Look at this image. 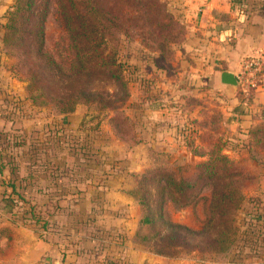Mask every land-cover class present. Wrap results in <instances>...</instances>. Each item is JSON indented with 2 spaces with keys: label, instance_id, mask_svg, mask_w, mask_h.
<instances>
[{
  "label": "rangeland",
  "instance_id": "1",
  "mask_svg": "<svg viewBox=\"0 0 264 264\" xmlns=\"http://www.w3.org/2000/svg\"><path fill=\"white\" fill-rule=\"evenodd\" d=\"M167 2L181 21L172 4ZM13 4L14 0H0V213L5 212L3 215L9 214L15 222L26 223L33 231L40 228L38 225L44 217L43 220L48 219L47 227L51 226L48 221L59 223L66 217L71 227L75 225L74 220L85 217L96 220L99 212L106 208L103 204L106 199L103 194L97 196L99 194L93 192L97 189L103 193L105 187L129 189L134 184L133 173L153 164L151 150L159 152L160 165L173 167L174 164L190 173L197 159L190 152L189 142L198 143L200 136L205 139L204 143L214 137L218 142H227L226 114L223 117L219 99L214 91L200 88L198 78L203 72L184 64V60L204 62L197 59V52L184 48L186 33L171 45L172 59L168 61L162 59L161 51L152 50L137 38L119 36L116 44L109 43L108 49L113 48L117 53L126 88L120 92L113 88L110 80L95 84L105 89L97 95L102 104L80 102L74 111L64 114L52 103L33 100L24 75L12 69L15 58L2 41ZM53 7L51 4L45 20V46L59 51L63 35ZM184 25L186 29V23ZM216 110L221 115L215 116L216 132L212 137V132L201 123L215 115L212 113ZM153 124L160 127L156 129L158 132L153 133ZM152 136L161 138L156 146L151 145ZM162 140L164 144L160 143ZM257 180L261 183L256 184L253 179L245 182L243 177L238 180L243 193L248 189L234 215V243L230 255L218 254L216 262L228 263L232 259L242 264L250 261L264 264V239L260 240L264 234L253 225L264 220V210L260 209L264 205V177ZM214 182L216 189L222 187L223 181L214 179ZM77 187L83 189L80 196L65 195L60 200L63 207L53 216L52 205L46 206V200L54 194L61 197L67 190L76 191ZM168 211L175 221L191 225L198 224L204 213L201 206L195 210L169 207ZM136 229L134 243L149 250L140 239L147 234L146 227L140 225ZM256 238L258 241L253 243ZM86 243L87 246L93 244ZM105 244L96 243L95 256L111 255L108 251L119 252ZM135 253L130 260H126L125 255L118 256V260H123L124 264L140 261V264H151L148 257L143 258L141 254L137 258Z\"/></svg>",
  "mask_w": 264,
  "mask_h": 264
},
{
  "label": "trees",
  "instance_id": "2",
  "mask_svg": "<svg viewBox=\"0 0 264 264\" xmlns=\"http://www.w3.org/2000/svg\"><path fill=\"white\" fill-rule=\"evenodd\" d=\"M51 4L63 35L59 51H51L45 46V20ZM4 27V47L15 58L12 69L24 75L31 98L52 103L64 114L74 111L80 102L102 104L97 95L105 89L96 87L97 83L110 80L113 88L120 92L125 90L117 53L113 48L108 49L109 43L116 44L119 36L145 42L152 50L161 51L162 59L168 61L172 59L171 45L186 33L184 23L174 15L167 0H14ZM236 89L241 98L242 92L238 87ZM213 112L215 115L201 123L212 132V137L216 132L215 116L221 115L218 110ZM200 122L198 120L197 124ZM248 137L249 147L264 158V122L251 126ZM203 140L200 136L198 143L189 142L190 152L200 158L190 173L181 171L174 164L173 167L160 165L162 157L155 150H151V167L133 173L134 184L127 192L138 204L139 224L147 229V234L140 239L155 254L216 262V255L225 257L231 253L234 215L244 199L238 180L243 177L245 182L255 181V177L224 152L226 141L218 142L215 137L205 143ZM214 179L223 181L222 187L216 189ZM207 186L210 189L206 190ZM82 192L83 189L77 187L76 191L63 192L61 197L54 194L50 198L52 204L48 199L46 206L52 205L53 216L57 215L58 209L63 207L60 200L65 195L78 198ZM6 201L11 203L9 199ZM10 206L12 208V203ZM200 206L204 213L196 225L175 221L168 211L169 207L195 210ZM43 219L36 231H57L58 223L48 221L54 228L47 227L48 219ZM68 220L60 226L65 230L62 231L65 238L60 247L62 254H84L86 264H124L111 255L95 256L100 242L87 246L84 237L69 236ZM74 222L71 230L75 232H86L92 238L103 234V229L89 217ZM253 225L264 234L263 219ZM257 241L256 238L253 243ZM75 244L76 251L72 249Z\"/></svg>",
  "mask_w": 264,
  "mask_h": 264
},
{
  "label": "crops",
  "instance_id": "3",
  "mask_svg": "<svg viewBox=\"0 0 264 264\" xmlns=\"http://www.w3.org/2000/svg\"><path fill=\"white\" fill-rule=\"evenodd\" d=\"M169 2L181 21L186 23L184 48L197 52L199 57L196 58L204 60L203 63L184 60L186 62L184 64L199 68L201 74L203 72L198 78L199 84H202L200 88L214 91L220 101L223 117L226 114L224 122L227 128V142L224 151L254 177L257 174L255 182L261 183L257 179L264 177V158L249 147L248 129L259 122H264V83L252 92H242V97L239 98L236 86L222 83L220 73L230 71L235 74L240 69L244 57L264 51V0H169ZM157 124H153V133L160 129ZM160 140L161 138L152 136L151 145L156 146ZM160 143L165 142L162 140ZM187 153L189 154V151ZM104 189L103 193L97 189L93 192L99 194L97 196L103 194L106 199L103 202L106 208L99 212L96 220H93V223L103 229V234L92 238L89 234L86 235V232H75L69 228L67 230L69 236L84 237L82 239H87L95 245L99 242L111 245L119 252L108 253L117 260L118 256L123 258L124 255L126 260H130L134 252H137L135 253L137 258L142 254L143 258L148 257L151 264H189L192 261L194 262L192 264H242L232 259L228 263H221L167 257L139 247L134 243L133 236L136 228L140 226V212L137 202L127 192L128 187ZM247 189L244 190L245 196ZM260 209L264 210V205ZM3 213L5 212L0 213V264H86L84 254L77 256L76 252L62 254L60 251L65 242L62 234L65 230L60 226L67 217L59 221L57 231L54 229L51 232L40 230L36 232L20 222H15L9 214ZM104 217L109 219L105 220ZM75 248L76 244L72 246L74 251ZM135 262H138V259ZM140 263L141 261L137 264Z\"/></svg>",
  "mask_w": 264,
  "mask_h": 264
},
{
  "label": "built area",
  "instance_id": "4",
  "mask_svg": "<svg viewBox=\"0 0 264 264\" xmlns=\"http://www.w3.org/2000/svg\"><path fill=\"white\" fill-rule=\"evenodd\" d=\"M234 75L237 82L236 87L243 93H248L264 83L263 51L244 57L240 69Z\"/></svg>",
  "mask_w": 264,
  "mask_h": 264
},
{
  "label": "water",
  "instance_id": "5",
  "mask_svg": "<svg viewBox=\"0 0 264 264\" xmlns=\"http://www.w3.org/2000/svg\"><path fill=\"white\" fill-rule=\"evenodd\" d=\"M220 76H221V82L222 83L230 84V85H234V86L237 85L234 73H232L230 71H222L220 73Z\"/></svg>",
  "mask_w": 264,
  "mask_h": 264
}]
</instances>
